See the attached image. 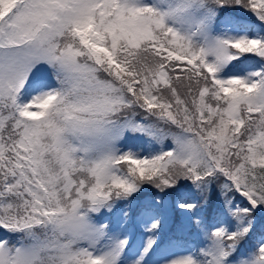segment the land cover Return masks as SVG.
Listing matches in <instances>:
<instances>
[{"label": "snow or ice", "instance_id": "1", "mask_svg": "<svg viewBox=\"0 0 264 264\" xmlns=\"http://www.w3.org/2000/svg\"><path fill=\"white\" fill-rule=\"evenodd\" d=\"M258 217L264 0H0V264H264Z\"/></svg>", "mask_w": 264, "mask_h": 264}, {"label": "trees", "instance_id": "2", "mask_svg": "<svg viewBox=\"0 0 264 264\" xmlns=\"http://www.w3.org/2000/svg\"><path fill=\"white\" fill-rule=\"evenodd\" d=\"M153 195H155V190L149 188L147 191H145L142 195L138 196V200L143 199H150ZM173 196L168 197L166 199H169L172 201ZM166 227H165V233L173 234L181 239H194V235L190 233L187 229L184 228V219L181 215V211L176 209L172 204H170L169 208L167 209L166 213ZM257 229L261 227L262 224H264V220H261L260 217L257 218Z\"/></svg>", "mask_w": 264, "mask_h": 264}, {"label": "rangeland", "instance_id": "3", "mask_svg": "<svg viewBox=\"0 0 264 264\" xmlns=\"http://www.w3.org/2000/svg\"><path fill=\"white\" fill-rule=\"evenodd\" d=\"M165 236L167 237V236H172V237H177V236H175V235H171V234H165ZM177 238H179V237H177ZM181 239V238H180Z\"/></svg>", "mask_w": 264, "mask_h": 264}]
</instances>
